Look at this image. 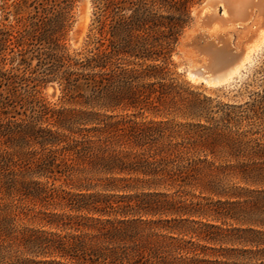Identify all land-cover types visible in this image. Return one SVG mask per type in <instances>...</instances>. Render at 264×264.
Returning a JSON list of instances; mask_svg holds the SVG:
<instances>
[{
	"label": "rangeland",
	"instance_id": "374dc122",
	"mask_svg": "<svg viewBox=\"0 0 264 264\" xmlns=\"http://www.w3.org/2000/svg\"><path fill=\"white\" fill-rule=\"evenodd\" d=\"M205 1L192 8L191 21L172 55V74L162 81L175 89L163 98L162 105L157 103V94L153 96L159 110L106 112L86 106L84 100H72L59 77L44 74L46 66L41 56L48 46L42 41L43 33L55 34L72 55L81 59L109 48L110 36L100 32L95 0H74L69 12L65 0H0V264L40 261V252L28 241L42 232L81 233L70 226L51 225L54 217L63 216L66 222L69 218L99 217L68 207L61 197L65 193L111 197L116 206L117 196L151 192L161 193L165 197L160 200L171 203L174 209L190 213L144 218L162 222L139 226L134 241L145 246L141 263H264V256L251 253L261 251L264 245L248 242L253 236L242 232L264 231L252 223L258 215L251 212L264 187L245 181L241 169L244 164L262 163L253 154L258 145L264 147V50L228 84L209 86L191 80L188 73L197 49L186 40L197 29L194 11ZM119 62L121 68L129 70L139 69L144 63L129 56ZM150 64L153 62L144 65ZM149 83L144 80L141 84ZM43 105L53 111L99 112L101 119L114 116L113 122L157 127L153 138L157 143L152 144L150 153L139 147L110 150L146 157L158 153L157 160L170 158V169L190 173L195 168L197 172L190 173L196 175L195 179L180 183L183 187L150 188L138 182L152 179L141 173H82L75 154L64 148L73 140L83 139L80 130L98 124H77L72 127L75 133L60 129L51 115L40 118ZM46 129L67 135L70 140L46 142L42 138ZM46 159H53L48 171L41 168ZM125 186L132 189L122 190ZM121 218L120 214L104 217ZM212 226L215 228H208Z\"/></svg>",
	"mask_w": 264,
	"mask_h": 264
},
{
	"label": "trees",
	"instance_id": "16d2710c",
	"mask_svg": "<svg viewBox=\"0 0 264 264\" xmlns=\"http://www.w3.org/2000/svg\"><path fill=\"white\" fill-rule=\"evenodd\" d=\"M200 1L95 0L100 32L110 36L109 48L98 49V52L91 57L81 59L72 55L55 34L43 33L42 41L48 45L41 54L42 63L46 66L44 74L59 77L72 100H84L83 103L92 109L98 108L106 112H115L119 109L157 110L159 106L156 105L153 96L157 94V103L162 105L163 98L175 89L173 84L162 81L167 80L172 74L170 69L172 55L191 21L192 8ZM65 4V9H69L67 11L69 12L74 0H65ZM123 56L144 63L139 69H123L119 62ZM147 62L153 64L144 65ZM113 66L115 68H112ZM97 70L100 72H87ZM144 80H149L151 83L141 84ZM158 80L161 81L156 82ZM42 108L40 118L51 115V118L55 119V125L60 129L73 132L72 127L80 123L98 124L96 127L80 130L83 139L73 140L72 144L64 148L65 151L75 154L77 164L83 167L79 169L82 173L89 170L110 174L141 173L152 179L138 180V182L150 188L183 187L180 183L187 179H195L196 175L190 174L197 172L195 168H192L190 173L184 169H170L173 162L169 161L168 157L157 160L158 153L146 157V154L134 155L117 152L115 149L110 150L116 147H139L145 148V151L150 153L152 144L157 143V140L153 139L155 130H159L157 127H140L124 120L113 122L114 116L101 119L103 115L99 112L53 111L46 105ZM42 134H44L42 138L46 142L50 141L51 144L70 140L69 136L54 132L52 129L42 130ZM92 137L97 138V141L91 139ZM253 157H259L262 163H255L252 166L244 164L241 167L243 179L264 187V147L258 145ZM52 160L43 161L41 168L48 171L52 167ZM120 181L127 180L120 178ZM121 189L132 188L125 186ZM42 193L47 194L44 190ZM50 196L53 198V193ZM61 197L71 209L87 211L99 217L69 218L68 222L63 216L54 217L55 220L51 225L57 228L70 226L81 233L61 235L42 232L34 236L28 242L40 252L42 259L38 262L30 261V264H143L141 262L145 258V246L134 241L137 237L136 232L140 225L154 226L162 222V220L147 221L144 218L190 213L183 212L182 209H174L171 203L160 200L165 196L158 192L120 195L117 196L116 206L111 202V197L96 194L65 193ZM256 198L257 201L253 202L251 212L258 216L256 220H252V223L264 228V190L259 191ZM111 214H120L122 218L104 219ZM166 222L171 221L166 220ZM237 232L241 231L237 229ZM242 232L253 236L247 240L248 242L258 246L264 245V231L243 229ZM251 253L255 255L260 253L264 256V249ZM153 254L154 252H151V257H154ZM204 262L194 260L190 264Z\"/></svg>",
	"mask_w": 264,
	"mask_h": 264
},
{
	"label": "bare ground",
	"instance_id": "6f19581e",
	"mask_svg": "<svg viewBox=\"0 0 264 264\" xmlns=\"http://www.w3.org/2000/svg\"><path fill=\"white\" fill-rule=\"evenodd\" d=\"M194 14L197 29L186 40L197 49L194 82L228 84L264 50V0H206Z\"/></svg>",
	"mask_w": 264,
	"mask_h": 264
}]
</instances>
